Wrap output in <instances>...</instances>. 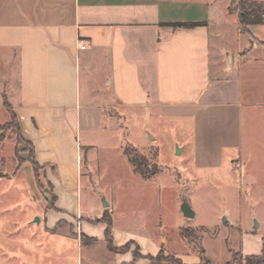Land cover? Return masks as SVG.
I'll list each match as a JSON object with an SVG mask.
<instances>
[{"label":"rangeland","instance_id":"374dc122","mask_svg":"<svg viewBox=\"0 0 264 264\" xmlns=\"http://www.w3.org/2000/svg\"><path fill=\"white\" fill-rule=\"evenodd\" d=\"M212 2L213 39L222 34L228 49L244 55L255 44L264 43V28L256 38L248 28L238 32L237 14L227 9L233 0ZM223 63L222 70L213 64V71L238 78L241 104L233 109L217 107L194 114L114 108L101 119L83 112L80 131H74L73 138L82 151L74 201L84 222L95 227L96 236H104L107 225L100 224L107 216L102 214L111 209L119 220L111 227L117 238L139 237L148 253L153 245L161 248L155 257L142 256L130 242L115 252H132L137 261L146 259L147 264H172L171 259L183 264H236L241 257L263 254V51L242 64L235 59L233 67L226 66V59ZM13 70L1 68V126L11 122L3 103L7 88L11 96L15 88L6 84ZM85 87L83 78V102L90 95ZM27 142L21 121L19 130L0 133V264H111L106 242L83 234L79 225L83 219L48 226L46 212L53 196L44 169L40 171L43 191L26 179ZM126 148L143 157L150 172L158 173L149 179L135 173L124 154ZM184 199L194 213L192 218L182 213ZM103 200L110 208H104ZM130 221L136 224L131 227Z\"/></svg>","mask_w":264,"mask_h":264},{"label":"crops","instance_id":"0c3cea01","mask_svg":"<svg viewBox=\"0 0 264 264\" xmlns=\"http://www.w3.org/2000/svg\"><path fill=\"white\" fill-rule=\"evenodd\" d=\"M213 6L212 0H0V74L2 66L13 67L6 84L15 87L4 97L45 170L53 196L47 224L83 219V234L106 242L111 264H147L132 252L114 251L130 242L142 256L155 257L161 248L153 245L148 253L139 237L117 238L115 231L108 239L96 236L84 222L74 201L82 162L74 131H80L83 112L101 119L114 108L200 114L240 105L238 78L221 74L223 60L233 67L235 59L242 64L258 51L264 59V46L255 44L244 55L228 49L222 34L213 39ZM262 28L248 31L256 38ZM238 32L243 34L239 24ZM213 64L221 69L214 72ZM83 78L90 93L84 102ZM23 170L33 184L31 167L26 163ZM106 213L112 226L119 221L111 209Z\"/></svg>","mask_w":264,"mask_h":264},{"label":"trees","instance_id":"16d2710c","mask_svg":"<svg viewBox=\"0 0 264 264\" xmlns=\"http://www.w3.org/2000/svg\"><path fill=\"white\" fill-rule=\"evenodd\" d=\"M238 2L237 7L234 9L233 5L234 2ZM229 12L230 13H236L238 17V24L240 29L244 30L248 27H256L264 25V3H259L254 0H233V2L229 6ZM197 26H200L199 24H176L172 25L173 28H195ZM260 45L264 46V43H260ZM4 108L7 110V112L11 116V122L1 126L0 125V133L4 131H9L12 128H15L16 130L20 129V119L15 113L14 109L11 107L10 103L6 100L4 97ZM14 123V125H13ZM30 149V159L28 160L32 173L34 178V183L36 188L39 191H43V186L41 184V178H40V171L43 169L42 166L37 162L36 159V152L33 147V144L30 142H27ZM124 154L128 159V162L133 166L135 173L139 174L144 179H149L152 176L156 175L158 173L157 170L150 172L148 170V166L146 163V160L141 157L136 152L132 151L129 148L124 149ZM107 217V221L105 224L107 225L106 229V237H110L111 235V227L112 222L111 218L108 216V213L105 214ZM186 234V232H185ZM187 240L191 241L190 236L187 234L185 235ZM192 242V241H191ZM205 252L202 251L201 259L205 258ZM172 264H183L180 259H171ZM236 264H264V252L261 256H252V257H241L239 261H237Z\"/></svg>","mask_w":264,"mask_h":264},{"label":"water","instance_id":"95a60500","mask_svg":"<svg viewBox=\"0 0 264 264\" xmlns=\"http://www.w3.org/2000/svg\"><path fill=\"white\" fill-rule=\"evenodd\" d=\"M180 153V151H178V154ZM103 206L104 208H107L109 205L108 203L103 200ZM182 213L186 218H192L194 217V213L189 205V202L187 199H184L183 203H182V207H181ZM37 222H39V219H37Z\"/></svg>","mask_w":264,"mask_h":264},{"label":"built area","instance_id":"2783aa9c","mask_svg":"<svg viewBox=\"0 0 264 264\" xmlns=\"http://www.w3.org/2000/svg\"><path fill=\"white\" fill-rule=\"evenodd\" d=\"M81 49H85V45H82V46H81Z\"/></svg>","mask_w":264,"mask_h":264}]
</instances>
